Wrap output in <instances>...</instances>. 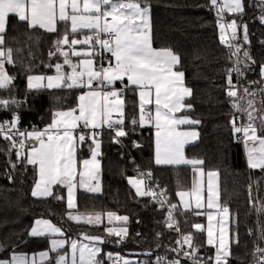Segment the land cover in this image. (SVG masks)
Here are the masks:
<instances>
[{
  "label": "trees",
  "instance_id": "16d2710c",
  "mask_svg": "<svg viewBox=\"0 0 264 264\" xmlns=\"http://www.w3.org/2000/svg\"><path fill=\"white\" fill-rule=\"evenodd\" d=\"M245 10L242 15L230 13L238 25L248 27L250 43H243L242 29L238 28L239 43L243 51L250 53L252 60L241 64L244 76H239V94L243 88L255 92L252 97L258 108L257 114L264 110V79L260 66L264 64V24L260 22L261 0H243ZM153 40L156 47L170 48L181 56V69L185 72L186 83L193 89L189 102L193 114L201 123L197 125L200 140L187 147L189 157L201 158L205 168L217 169L221 176V203L231 214V243L229 264H251L257 233L260 232L264 246V169H251L245 158L243 144L233 133L230 121L239 112L232 106V99L226 95L227 72L234 64L227 45L218 35L217 17L210 0H150ZM64 32L59 25L58 33L43 29L29 30L18 18L9 17L6 31V48L13 49V64H5L6 71L14 77L9 90H0V99H15L8 109L0 107V121L12 114L21 117V126L44 127L51 122L52 114L58 109L74 108L78 96L84 89L40 88L28 89L27 77L31 74H56L54 65L63 64V56H49L54 51V41ZM30 37V38H29ZM65 51L67 50L64 46ZM109 57V56H108ZM73 63L77 58L71 56ZM99 64L100 57L97 55ZM65 72L71 69L65 65ZM233 82L235 79L232 74ZM252 81L257 83L253 84ZM119 86H121L119 84ZM249 97V98H250ZM256 98V99H255ZM126 122L124 130L128 133L115 143V133L104 129L97 137L101 142L100 170L101 190L89 192L81 190L78 194V208H67L65 188L57 186L54 195L36 198L31 195L37 174L26 162H17L15 149L9 151L10 141L0 136V259H10L14 253H32L47 250L49 237L29 235L37 218H48L60 226L69 240L86 235L106 236V227H127L128 237L123 243L106 242L102 244L101 257L108 258L107 251L123 254H136L141 264H153L157 257L174 256V240L177 231L167 226L166 212L153 196H138L129 184L130 176H138L139 169L152 171V183L163 190L169 204H175L177 217L183 235L192 234L193 246L205 264L209 257L214 262V247L208 245L205 231H197L193 225L205 222V215L179 207L177 193L191 188V166H158L154 161V131L142 128L132 131L133 113L136 108L135 94L125 92ZM244 99L239 103L242 105ZM243 119L245 114H243ZM259 125V123H258ZM18 140L19 138L16 137ZM140 147H134V142ZM88 140L79 150V156L89 155ZM18 147V145H17ZM9 160L17 163L13 169ZM9 176L12 179H9ZM147 184L145 183V187ZM57 196L63 199H56ZM96 214L104 216L113 212L127 216V222L103 221L101 224L76 223L69 220L68 213ZM139 233V235H137ZM115 237H108L114 241ZM238 241V242H237ZM190 252L191 249L189 248ZM55 253L52 254L53 258ZM201 264V263H200Z\"/></svg>",
  "mask_w": 264,
  "mask_h": 264
},
{
  "label": "snow or ice",
  "instance_id": "6c2138e0",
  "mask_svg": "<svg viewBox=\"0 0 264 264\" xmlns=\"http://www.w3.org/2000/svg\"><path fill=\"white\" fill-rule=\"evenodd\" d=\"M261 4L264 5V0H261ZM210 6L216 9L221 42L227 44L230 58L236 57L233 66L227 72L226 95L233 98L232 108L247 116V123L242 126H237L236 117H233L230 121L233 133L243 135L248 167L264 169V135H257L258 130L264 133V110H261L257 117V109L251 99L247 100L246 106H242L239 103L240 100L247 96L254 97L256 93L250 92L245 87L244 95L238 96L237 85L232 79L233 73L244 76L245 71L242 70L241 64L245 61L255 63L248 51H243V59L239 55L242 45L238 42V28L242 29L243 43L247 44L250 43L248 27L246 24L238 25L236 19L224 22L222 15L225 11L242 15L245 5L243 0H210ZM150 13V0H0V90L7 89L10 94V88L14 86V77L10 76L5 68L6 63H14L13 49L5 47L10 16L18 18V22L25 23L29 30L39 28L49 33H58V25H63L64 28L63 34L54 41V51L49 52L50 57L57 54L63 56V64L54 65L56 75L46 77L29 75L28 89L43 87L88 89L79 95L76 108L54 112L51 122L43 129L33 127L31 131H20L18 125L21 118L18 114H13L11 120L0 122V136L10 141L8 150L15 149L16 161L33 166L38 176L31 191L33 197H52L54 186L59 185L67 189V208L74 209L77 175H79L80 187H86L90 181H96L95 186L87 190L99 191L100 161L97 157L101 155V142L97 138L99 136L97 129L104 125L114 129L115 143H120L119 138L128 135L123 127L125 104L123 94L127 91L138 95V123L141 126L151 125L156 130L155 163L157 165H203L202 160L186 159L183 151L185 144L198 139L199 132L194 128L180 130L181 125L196 126L201 121L187 114L178 115L193 109L191 103L185 102L193 96V89L186 84L185 72L179 70L180 54L170 48L153 47ZM260 22L264 24V15L260 16ZM226 29L231 30L230 39L236 43L226 40ZM84 30L92 34H84L83 39L75 38ZM102 34L108 38H102ZM70 35L73 38L69 39ZM261 43L264 44V41ZM77 45L88 46V49L77 51L75 50ZM64 46H68L69 51H65ZM97 46L111 53L115 62L109 60L107 65L102 61L97 64L95 57L102 55L95 51ZM70 54L83 58L78 63H73ZM65 65L71 69L70 72L64 71ZM260 75L264 79V64L260 66ZM45 81H47L46 84ZM117 82L120 83V88H116ZM252 83L257 82L252 81ZM261 91L264 92V89ZM19 103L15 99H0V107L5 109L13 104L19 106ZM113 113H117L119 118L113 120ZM257 118L260 121L258 126H256ZM132 123L137 124V120L133 118ZM16 137L19 139L17 140ZM88 140L91 141L88 145L90 159L80 161L77 159L78 149ZM26 141L31 143L27 145L28 150L25 152ZM133 146L140 147L136 143ZM9 164L13 169L17 167V163L11 160ZM78 165L82 168L79 173ZM196 170L200 176L204 175L202 168ZM217 176L216 171L207 172V207L216 208L221 217L218 221L219 234L215 237L212 227L214 217L211 212H208L207 243L215 248L214 264H229L228 258L231 255L227 226L229 208L219 204V192L213 183V178ZM9 179L11 180L12 177L9 176ZM142 183V180L129 178V184L135 188L138 196H156L151 189L142 191L140 187ZM202 190L201 184L194 181L191 193L180 191L177 195L182 201L185 196L191 195L195 199V207L199 209L202 207ZM159 195L163 196L164 192ZM56 199H63V197L57 196ZM184 206L186 209L189 208L187 203ZM176 207L175 204L170 206L169 221H172V210ZM102 215L96 213L82 216L69 212L67 218L76 223L96 225L102 222ZM106 215L109 224L112 223L113 218L124 222L129 220V217L118 216L113 212H108ZM167 226L172 228L173 222H169ZM193 227L197 231L204 230L199 223L194 224ZM176 230L179 231L178 228ZM105 232L106 236L85 234L84 239L89 243H83L78 239L52 238L49 251L41 252L40 257L48 258L49 252H52L57 253L55 264H103L102 259L99 258L102 251L99 245L106 242L120 244L128 237L127 227H106ZM64 234L61 227L45 219H37L29 233L32 237L45 235L63 237ZM108 237L116 239L109 241ZM176 243L181 245L179 240ZM65 244H69L70 253L60 254L58 250L63 249ZM183 245H188L191 249V252L183 251L185 257H191L197 261L201 259L197 255L198 249L193 246L192 234L184 235ZM257 251L264 252V249L257 248ZM108 258L113 260V264H121V262L131 264L123 257L117 256L113 259L112 253H108ZM161 259L157 257V264H160ZM208 261H212V257H209ZM208 261L205 264H208ZM0 264H28V261L25 256L13 254L10 259H0ZM168 264H180V260H172ZM260 264H264V259L260 261Z\"/></svg>",
  "mask_w": 264,
  "mask_h": 264
},
{
  "label": "crops",
  "instance_id": "0c3cea01",
  "mask_svg": "<svg viewBox=\"0 0 264 264\" xmlns=\"http://www.w3.org/2000/svg\"><path fill=\"white\" fill-rule=\"evenodd\" d=\"M150 15H151V13H150ZM8 26V25H7ZM58 27H59V25H58ZM44 30V29H43ZM7 31V30H6ZM84 32L85 33H80V34H77L76 35V37L75 38H81L82 37V35H84V34H88V35H91L92 33L91 32H89L88 30H84ZM71 38H73L72 37V35H70L69 36V39H71ZM153 47H155V48H157V49H160L161 47H156L155 46V44H154V40H153ZM66 48H68V46H66ZM96 48H98V46L96 47ZM104 54L108 57L109 56V58L112 60V62L114 63L115 61H114V58L111 56V53H109V52H105V50H104ZM73 57H75V56H73ZM75 58H77V61L79 62V57H75ZM97 56L95 57V61H96V63L98 64V62H97ZM107 65V64H106ZM179 70H181V71H183L182 69H181V67L179 68ZM185 80H186V77H185ZM119 82H117L116 83V88H120L121 86H119ZM187 84V83H186ZM188 86V85H187ZM44 88H46V87H44ZM84 91V90H83ZM83 91L82 92H80V94L79 95H81L82 93H83ZM135 94V93H134ZM124 95H125V93L123 94V99H124ZM79 97V96H78ZM191 98H189V99H186V103H190L189 102V100H190ZM78 103H79V100L77 101V105H78ZM135 103H136V108L134 109V111H133V113L135 114V116L136 117H138V120H139V99H138V95H136L135 94ZM77 105L74 107V108H76L77 107ZM151 107V106H150ZM67 109H70V108H65V110H67ZM193 109L191 110V111H188L187 113H180V114H178V115H183V114H187V115H189L191 118H193V119H196V117L194 116V114H193ZM112 118H113V120H116V119H118L119 118V115L117 114V113H113V116H112ZM123 119H124V124H123V127H124V125H125V122H126V114H125V104H124V117H123ZM104 126H106L107 127V125H104ZM152 129H153V131H154V161H155V128L153 127V126H151V125H149ZM102 128V127H101ZM191 128H194L196 131H198L199 132V130L197 129V125L196 126H188V125H181L180 126V130H190ZM87 131V130H86ZM100 135V134H99ZM200 140V132H199V137H198V139L197 140H195V141H193V142H191V143H188V144H185L184 145V149H183V151H184V156H185V158L186 159H188V160H202L201 158H196V157H189L188 155H187V147L188 146H190V145H194V144H196L198 141ZM31 142L30 141H26V148H25V152L28 150V148H27V145L28 144H30ZM80 148H81V146L79 147V149H78V152H77V159L78 160H80V161H82L83 159H90V153H89V155H87V156H79V150H80ZM97 159L99 160V156L97 157ZM100 161V160H99ZM203 161V160H202ZM156 164V163H155ZM157 165V164H156ZM183 165H189V166H191V168H192V170H191V180H192V185H193V182L194 181H198L200 184H201V186H202V193H201V204H202V207L201 208H199V209H197L196 207H195V199H194V197H192L191 195H188V196H185L184 198H183V201L181 200V198L177 195V197H178V205H179V207L181 208V209H183V210H189V211H196L197 213H201V214H204L205 215V217H206V219H205V221L206 222H204L205 224L204 225H206V227L208 228V225H209V221H208V218H207V214H208V212H211L212 214H213V217H215L216 215H215V213H217L218 214V221L220 220V214H219V212H218V210L216 209V208H212V209H209L208 207H207V186H208V177H207V172H209V171H216L217 173H218V176L217 177H214L213 178V183H214V185L216 186V188L218 189V192H219V204L222 206V203H221V193H220V189H221V176H220V172L217 170V169H211V168H205L204 167V164L203 165H197V166H193V165H191V164H182V165H158V166H183ZM198 168H202L203 169V172H204V175L203 176H200V174H199V172L196 170V169H198ZM80 170H82V168H81V166L80 165H78V173H79V171ZM37 179H38V176H37ZM78 180H79V175H77V187H76V189L74 190V203H75V205H76V207L74 208V209H71V210H73V211H75L77 208H78V194H79V192L81 191V190H83V191H88L87 189L89 188V187H94L95 186V184H96V181H90L89 183H88V185L86 186V187H80L79 186V184H78ZM98 180H99V191L101 190V170L99 171V173H98ZM143 181V180H142ZM192 185H191V188L190 189H188V190H181V191H184V192H189V193H191V190H192ZM57 186H59V185H57ZM57 186H54V188H53V192H54V189H55V187H57ZM143 186H144V189H145V182L143 181ZM62 187V186H61ZM133 187V186H132ZM64 188V187H63ZM134 188V187H133ZM135 189V188H134ZM144 189H143V191H144ZM65 191H66V202H67V189L65 188ZM99 191H95V192H99ZM136 191V190H135ZM89 192H91V191H89ZM180 192V191H179ZM185 203H187L188 205H189V208H185ZM229 214H230V212H229ZM37 219H45V220H49V221H51L50 219H48V218H37ZM36 219V220H37ZM35 220V221H36ZM35 221L33 222V224H32V227L34 226V223H35ZM113 221V220H112ZM116 221V220H115ZM53 224H55L53 221H51ZM213 224V223H212ZM229 224L231 225V214L229 215ZM56 226H58L57 224H55ZM218 225H219V223H218ZM31 227V228H32ZM58 227H60V226H58ZM229 229H230V227H229ZM45 236H48L49 237V248L47 249V250H43V251H40V252H32V253H23V252H19V253H14V254H16V255H22V256H25L26 258H27V261H28V264H55V259H56V256H57V253H55V256L53 257V258H51L52 257V252H49V257L48 258H41L40 257V253L41 252H45V251H49V249H50V247H51V243H50V241H51V239L52 238H58V239H66V240H69L68 238H66L65 236H63V237H61V236H59V235H57V236H55V237H51V236H49V235H45ZM206 236H207V234H206ZM230 237H231V232H230ZM82 237H80V238H74V239H78V240H80ZM72 240V239H71ZM99 247L101 248V250H102V244H100L99 245ZM69 250H70V246H69V244H65V247L63 248V249H59L58 250V252L60 253V254H64L65 252H69ZM214 250H215V248H214ZM13 255V254H12ZM32 256V257H31Z\"/></svg>",
  "mask_w": 264,
  "mask_h": 264
},
{
  "label": "built area",
  "instance_id": "2783aa9c",
  "mask_svg": "<svg viewBox=\"0 0 264 264\" xmlns=\"http://www.w3.org/2000/svg\"><path fill=\"white\" fill-rule=\"evenodd\" d=\"M214 11H215V15L217 17L216 9H214ZM229 14H230V12H227V11H225L222 14L224 22H230L232 20L231 17L229 16ZM217 20H218V17H217ZM218 35H219V38H220L219 30H218ZM230 37H231V30L230 29H226V32H225L226 40H228L230 43H236L234 41H231ZM102 38L107 39L108 37L106 35L102 34ZM223 44H225V43H223ZM225 45H227V44H225ZM99 53H102V55H99V57H100L99 63L102 61L106 65L108 63V61L111 60V59L104 54V50L103 49H100ZM232 58H233V61L236 60V57H232ZM233 77L235 79V84L237 85L238 96H240V94H239V76H237L235 73H233ZM12 116H13V114L9 118L1 120L0 122L11 120ZM136 120H137V124H135V125L133 124V127H132V131L134 133L138 132V130L142 129V128H151L148 124H145V125L141 126L138 123L139 120L138 119H136ZM21 122H22V120L20 119V124L18 125V128H19L20 131H31L33 129V127L38 128V129H43L45 127V126L44 127H38L36 125H32V126H30L28 128H23L21 126ZM237 124H238V126H242V125L245 124L244 123V119H243V115H242L241 112H239V114H238ZM106 128H108V127L103 126L102 128L97 129V131L99 132V134H101V132L104 129H106ZM110 130L115 133L114 129H110ZM238 137H239V140L241 141V143L243 144L244 140H243L242 133H239ZM134 143L137 144L136 141ZM148 173H151V175H148ZM139 174L141 176V179L147 184V186L145 187L144 191H147V190L151 189L154 193H156V196H153V199L162 208L165 209L167 223L173 222L172 229H174L175 231H177L176 230L177 228L179 229V231H177L178 235H177V238L174 240V246H173V249H177V251L174 252V256H172V257H162V259L160 261V264H168L169 261L176 260V259L180 260V264H200V263L202 264L203 262L201 260L197 261V260H194L191 257H185L183 255V251L184 250H187L189 252H190V250H189V247L187 245H183V237H182V233H181V225H180V221H179V219L177 217L176 209L172 210V221H169L168 212H169L171 204L168 203L167 197L165 196V194L163 196L159 195V193L163 192V190L160 189L159 186L156 183H152L153 172L152 171H144L143 169H139ZM178 240L181 241V245H183V248H181V245H178L176 243V241H178ZM257 248L264 249V246H263L262 240H261V235H260L259 231L257 233V243H256L255 249H254V260H253V262L251 264H260V261L262 259H264V252H258ZM99 258L102 259L103 264H113V260L112 259L107 258L105 260V258H103L101 256ZM113 259H115V258H113ZM154 261L155 262H153V264H157V259L154 260ZM212 264H214V262Z\"/></svg>",
  "mask_w": 264,
  "mask_h": 264
},
{
  "label": "rangeland",
  "instance_id": "374dc122",
  "mask_svg": "<svg viewBox=\"0 0 264 264\" xmlns=\"http://www.w3.org/2000/svg\"><path fill=\"white\" fill-rule=\"evenodd\" d=\"M83 33H85V32H83ZM89 34V33H88ZM83 36L84 35H82V37L81 38H79V39H83ZM88 49V46H81V45H77V46H75V50H77V51H83V50H87ZM67 50H69L68 48H67ZM99 50H100V48H99V46H98V48H96L95 49V51L97 52V53H99ZM105 52H107L106 50H105ZM83 57H79V59H82ZM31 75H43V76H50V75H56V74H40V73H35V74H31ZM45 84L47 83V81H45L44 82ZM44 88V87H43ZM86 91H88V89L86 88L83 92H86ZM250 96H247V97H245V99H244V101H243V103H242V106H246V103H247V100H249V99H251V100H253L252 99V97H250ZM256 99V98H255ZM257 105H256V102H254V107L256 108V109H258L257 107H256ZM58 110H65V109H58ZM58 110H56V111H58ZM257 111H259V110H257ZM259 114H260V112L257 114L256 113V115H257V117L259 116ZM244 123L246 124L247 123V116H246V114H245V118H244ZM258 123H260V121H259V119L257 118V120H256V126H258ZM257 135L259 136V135H264V133H261L259 130H258V133H257ZM243 148H244V153H245V158H246V160H247V154H246V149H245V144H244V142H243ZM252 169V168H251ZM256 169H259V168H256ZM255 169V170H256ZM253 170V169H252ZM129 178H134V179H138V180H142L141 178H139L138 176H130ZM140 187H141V190L143 191V189H144V186H143V183L140 185ZM74 215H82V216H86L85 214H79V213H76V214H74ZM116 215H118V214H116ZM215 217H214V219H213V221H212V227H213V233H214V236L215 237H218V234H219V225H218V214L217 213H215ZM230 215V214H229ZM229 215H228V217H227V226H228V228L230 227V224H229ZM118 216H120V215H118ZM221 218V217H220ZM116 219L115 218H113V221H115ZM103 221H108V218H107V215L106 216H104V215H102V222ZM118 221V220H117ZM207 221V220H206ZM205 221V222H206ZM101 222V223H102ZM118 222H121V221H118ZM100 223V224H101ZM197 223H199V224H201L202 226H203V229H204V231H205V233L207 234V227H206V225H204L205 223L204 222H197ZM196 223V224H197ZM228 235H229V243H231V237H230V229H229V232H228ZM85 236V235H84ZM84 236H82V238L80 239V241L81 242H83V243H89V241L88 240H86V239H84ZM93 236H99V235H93ZM182 237H184V235L182 234ZM206 240H207V236H206ZM188 246V245H187ZM69 253H70V250H69ZM101 253H102V251H101ZM107 254L108 253H112V256H113V258H115V257H117V256H119V257H123L124 259H127V260H129L130 262H131V264H141V262H138V256L136 255V254H123V253H120V252H118V251H107L106 252ZM32 257V256H31ZM214 257H215V250H214ZM121 264H122V262H121Z\"/></svg>",
  "mask_w": 264,
  "mask_h": 264
}]
</instances>
